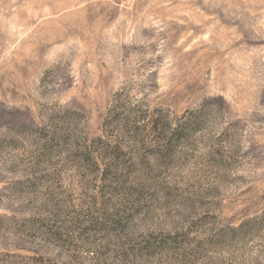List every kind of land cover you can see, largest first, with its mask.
Instances as JSON below:
<instances>
[{"label": "rangeland", "instance_id": "obj_1", "mask_svg": "<svg viewBox=\"0 0 264 264\" xmlns=\"http://www.w3.org/2000/svg\"><path fill=\"white\" fill-rule=\"evenodd\" d=\"M0 264H264V0H0Z\"/></svg>", "mask_w": 264, "mask_h": 264}]
</instances>
